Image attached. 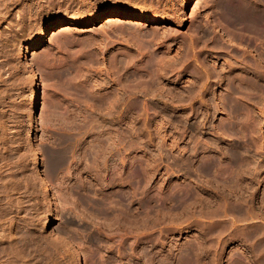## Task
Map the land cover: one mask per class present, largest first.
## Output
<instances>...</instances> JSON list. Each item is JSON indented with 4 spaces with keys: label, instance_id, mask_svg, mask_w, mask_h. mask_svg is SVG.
Here are the masks:
<instances>
[{
    "label": "rangeland",
    "instance_id": "rangeland-1",
    "mask_svg": "<svg viewBox=\"0 0 264 264\" xmlns=\"http://www.w3.org/2000/svg\"><path fill=\"white\" fill-rule=\"evenodd\" d=\"M102 11L157 21L89 22ZM263 13L264 0H0V155L15 157L0 264H264V82L242 81L264 71ZM99 148L107 168L117 154L114 178L86 167Z\"/></svg>",
    "mask_w": 264,
    "mask_h": 264
},
{
    "label": "bare ground",
    "instance_id": "bare-ground-1",
    "mask_svg": "<svg viewBox=\"0 0 264 264\" xmlns=\"http://www.w3.org/2000/svg\"><path fill=\"white\" fill-rule=\"evenodd\" d=\"M3 1V0H2ZM188 1H190V0H188ZM4 6H5V4H4ZM7 8H10V7H7ZM6 10H8V9H6ZM9 13V12H8ZM256 13V12H255ZM239 14V13H238ZM264 14V13H263ZM231 15H233V14H231ZM235 15V14H234ZM256 15V14H255ZM260 15V14H259ZM110 16V17H109ZM241 16V15H240ZM232 18L234 17V16H231ZM237 17H239V15L237 16ZM249 17V16H248ZM261 17V16H260ZM264 17V16H263ZM263 17H261L260 19H257V20H259L258 22H263L264 21V18ZM107 18H112V20L114 21V22H119V21H121V19H128V20H133V21H135V20H144V21H146V22H148V23H154V22H156L157 20L154 18V17H152V16H147V15H144V14H142L141 12H139V11H135V12H133V11H117V12H115V13H113V14H111L109 11H102V12H100V13H98L93 19H91L89 22H91V23H93V22H101V21H104V20H106ZM236 17H234L233 19L234 20H236L235 19ZM240 18V17H239ZM239 18H237V20L239 19ZM234 20H233V22H234ZM80 22V21H79ZM231 22H232V20H231ZM236 22V21H235ZM256 22V21H255ZM78 24H80V23H78ZM233 24V23H232ZM235 24V23H234ZM261 24L263 25V23H260V27H261ZM259 26V24L257 23V27ZM56 28V25L55 24H53V25H50V26H48L46 29H45V31L40 35V37L38 38V39H36L35 41H34V45H36V46H38V45H41L42 44V42H43V40L46 38V37H48L53 31H54V29ZM258 30H259V27H258ZM261 30V29H260ZM262 31L264 32V29H262ZM262 32V33H263ZM259 34H260V32H259ZM263 35V34H262ZM262 37V36H261ZM263 38H264V36H263ZM262 38V39H263ZM8 41V40H7ZM261 43H263V41L261 42ZM264 45V44H263ZM5 48H6V46H5ZM262 54H263V52H262ZM261 54V55H262ZM263 56V55H262ZM26 57V56H25ZM263 58V57H262ZM30 59V58H29ZM187 59V58H186ZM115 62V61H114ZM259 64H260V62H258ZM158 64H160V62H158ZM259 64H256V65H258V67L257 68H255L253 71H254V73L253 74H255L256 76H257V80H252L251 79V77H250V79L249 80H246V81H244V80H242L243 81V83H244V85L246 84L247 86H252V85H255L256 83L257 84H259L258 82L260 81V82H264V78H263V72L264 71H262V68L261 67H259L260 65ZM114 65V64H113ZM161 66H162V64H160ZM27 66V65H26ZM111 66V65H110ZM187 67V66H186ZM186 67L184 68V69H186ZM110 68V67H109ZM114 68V67H113ZM116 68V67H115ZM235 68V67H234ZM117 69V68H116ZM156 69V68H155ZM160 69V68H159ZM162 69V68H161ZM166 69V68H165ZM157 70V69H156ZM168 70V69H167ZM193 71H194V69H192ZM242 70V69H241ZM251 70H252V68H251ZM113 71H114V69H113ZM118 71V70H117ZM151 71V70H150ZM154 71V70H153ZM191 71V70H190ZM250 70H248V72H249ZM152 72V71H151ZM172 72V71H171ZM195 72V71H194ZM209 72H211V71H209ZM244 72H245V70H244ZM196 73V72H195ZM198 73V72H197ZM200 73V72H199ZM199 73L197 74V75H199ZM208 73V72H207ZM246 73V72H245ZM250 73V72H249ZM151 74H153V72L151 73ZM150 74V75H151ZM156 75H158V74H155V76ZM248 75V74H247ZM250 75V74H249ZM33 76H35V74L33 75ZM199 76H201V75H199ZM199 76H197V77H199ZM207 76V75H206ZM205 76V77H206ZM253 76V75H252ZM255 76V77H256ZM154 77V76H153ZM203 77V76H202ZM232 77H233V75H232ZM236 77V76H235ZM249 77V76H248ZM247 77V78H248ZM147 78V77H146ZM157 78V77H156ZM155 77L153 78V79H156ZM234 78V77H233ZM237 78V77H236ZM235 78V79H236ZM246 78V77H245ZM244 78V79H245ZM196 79V78H195ZM208 79V78H207ZM238 79V78H237ZM114 80V79H113ZM232 80V79H231ZM156 81H157V79H156ZM155 80H154V82H156ZM227 81V80H226ZM234 83H235V80L233 81ZM239 82V81H238ZM152 83H153V81H152ZM158 83V82H157ZM234 83H231V87H232V85L234 84ZM241 83V82H240ZM230 84V83H229ZM237 84V86H238V83H236ZM236 84H235V86H236ZM256 84V85H257ZM262 84V83H261ZM241 85V84H240ZM245 85V86H246ZM263 85V84H262ZM257 87H258V85H257ZM262 87V86H261ZM110 93V92H109ZM113 93V92H112ZM83 94V93H82ZM104 94V93H103ZM115 94V93H114ZM106 96H108V93H107V95ZM111 96V95H110ZM114 96V95H113ZM117 96V95H116ZM102 97V96H101ZM104 97V96H103ZM39 97H38V87L34 90V93H33V101H32V106H31V110H32V113L33 114H36V112L38 111V109H39V106H40V104H39V99H38ZM117 98V97H116ZM120 98V97H119ZM118 98V99H119ZM100 99V98H99ZM107 99H108V97H107ZM112 99H114L115 101L117 100V99H115V98H112ZM103 100V99H102ZM104 101V100H103ZM107 102V101H106ZM108 103V102H107ZM118 103V102H117ZM116 103V104H117ZM97 104V103H96ZM101 105V104H100ZM104 105H105V103H104ZM112 105V104H111ZM114 105V104H113ZM119 105V104H118ZM110 106V105H109ZM114 107H116L115 105H114ZM104 109V108H103ZM114 109V108H113ZM99 110V109H98ZM111 110V109H110ZM104 111V110H103ZM112 111V110H111ZM116 111V110H115ZM114 111V112H115ZM101 112V111H100ZM103 113V112H102ZM117 113V112H116ZM115 113V114H116ZM1 114V113H0ZM110 114V113H109ZM112 116V115H111ZM1 119V118H0ZM5 119V118H4ZM2 121V120H1ZM5 122V121H4ZM1 125H3V124H1ZM7 125H8V123H7ZM110 125V124H109ZM6 127V126H5ZM101 127V126H100ZM113 127V126H112ZM115 128V127H114ZM2 129V128H1ZM4 129V128H3ZM3 129H2V132H3ZM113 129V128H112ZM116 129V128H115ZM5 130V129H4ZM116 131V130H115ZM5 132V131H4ZM106 133V132H105ZM99 134V133H98ZM113 134V133H112ZM112 136V135H111ZM110 136V137H111ZM116 136V135H115ZM7 138V137H6ZM113 138V137H112ZM1 139H2V137H1ZM4 139V138H3ZM101 139V138H100ZM107 139V138H106ZM72 140V139H71ZM114 140V139H113ZM5 141V140H4ZM7 141V140H6ZM67 141V140H66ZM90 141V140H89ZM98 141V140H97ZM108 141H109V139H108ZM114 142V144H115V141H113ZM79 143V142H78ZM92 143V142H91ZM97 143V142H96ZM104 141H102V139H101V141H100V143H99V145H100V147H102L103 149H101V148H99V150L98 151H100V152H95L96 154L94 155V156H92L93 157V162L91 163V165L89 164V166H86V167H88L89 169H93V171L95 172V175H96V177L97 176H101L103 179H107V178H114V176L117 174V171H118V169H119V158H118V156H117V154L114 152V154H113V157H112V163L110 162V168H107L106 167V165H105V160L103 159V157H102V155H104V154H102L101 155V150L102 151H106L105 149V147H104ZM111 143V142H110ZM9 144V143H8ZM114 144H110V145H114ZM74 145V144H73ZM85 145V144H84ZM91 145V144H90ZM68 146V145H67ZM72 146V145H71ZM106 146V145H105ZM115 146V145H114ZM114 146H112V147H114ZM1 147V146H0ZM70 147V146H69ZM92 147H93V145H92ZM110 147V146H109ZM11 148V147H10ZM64 148V147H63ZM68 148V147H67ZM105 148V149H104ZM111 148V147H110ZM117 148V147H116ZM116 148H115V150H116ZM6 149V148H5ZM61 149V148H60ZM71 149V148H70ZM91 149V148H90ZM101 149V150H100ZM84 150H85V148H84ZM112 150H113V148H112ZM8 151V150H7ZM7 151H6V153H7ZM18 151V150H17ZM59 152H60V150H58ZM66 151V150H65ZM68 151V150H67ZM55 152V151H54ZM58 152V153H59ZM62 152V151H61ZM80 152V151H79ZM109 152H110V150H109ZM113 152V151H112ZM111 152V153H112ZM117 152V151H116ZM36 153V152H35ZM108 153V152H107ZM13 154V153H12ZM21 154V153H20ZM24 154V153H23ZM30 154V153H29ZM34 154V153H33ZM57 154V153H56ZM55 154V155H56ZM67 154V153H66ZM14 155V154H13ZM13 155H11V153L9 154V153H7V154H1L0 155V171L1 170H5V167H7L8 166V164H7V162L8 161H12L13 160ZM27 155V154H26ZM26 155H25V157H26ZM64 155V154H63ZM81 155V154H80ZM112 155V154H111ZM119 155V154H118ZM58 156H60V155H58ZM90 156V155H89ZM109 156V155H108ZM28 157V156H27ZM56 157H57V155H56ZM65 157V156H64ZM88 157V156H87ZM105 157V156H104ZM110 157V156H109ZM107 158V156H106V160H108V159H110V158ZM6 158H7V160H6ZM15 158V157H14ZM20 158V157H19ZM22 158V157H21ZM36 158V157H35ZM38 158V157H37ZM54 158V157H53ZM59 158V157H58ZM57 158V159H58ZM60 158H61V156H60ZM59 158V159H60ZM85 158V157H84ZM57 159H55V160H57ZM62 159H65V158H62ZM81 159V158H80ZM89 159H90V157H89ZM20 160V159H19ZM26 160V159H25ZM67 160V159H66ZM88 160V159H87ZM104 160V161H103ZM35 161V160H34ZM37 161V160H36ZM35 161V162H36ZM54 161V160H53ZM59 160H57V162H58ZM65 161V160H64ZM89 161V160H88ZM108 161H111V160H108ZM9 162V164H11ZM59 163V165H58V167H59V169L61 168V167H63L64 165V163H61V162H58ZM60 163H61V166H60ZM72 163V162H71ZM80 163V162H79ZM122 163V162H121ZM33 164V163H32ZM54 164H55V162H54ZM85 164V163H84ZM104 164V165H103ZM106 164H107V161H106ZM12 165H13V163H12ZM28 165V164H27ZM55 165H57V164H55ZM122 165V164H121ZM26 166V165H25ZM24 166V167H25ZM32 166V165H31ZM68 166V165H67ZM76 166V165H75ZM105 166V168H107V169H105L103 172H102V167H104ZM9 167V166H8ZM50 167H52V166H50ZM58 167L56 166V168L58 169ZM53 168V167H52ZM74 168V167H73ZM11 169H12V167H11ZM23 169V168H22ZM29 169V168H28ZM86 169V168H85ZM208 171H209V167L208 168H206ZM7 170V169H6ZM120 170V169H119ZM9 171V170H8ZM133 171V170H132ZM2 172V171H1ZM0 172V173H1ZM12 172V171H11ZM64 172H65V170H64ZM84 172V171H83ZM88 172V171H87ZM120 172H121V170H120ZM119 172V173H120ZM18 173V172H17ZM29 173V172H28ZM4 174V173H3ZM26 174V173H25ZM90 174V173H89ZM1 175V174H0ZM78 175V174H77ZM92 175V174H91ZM90 175V176H91ZM94 175V174H93ZM95 175H94V177H95ZM12 176V175H11ZM16 176V175H15ZM19 176V175H18ZM29 176V175H28ZM79 176V175H78ZM109 176V177H108ZM121 176V175H120ZM21 177V176H20ZM25 177H26V175H25ZM119 177V176H118ZM1 179H4V178H2V176L0 177ZM19 178V177H18ZM79 178V177H78ZM100 178V177H99ZM9 179V178H8ZM13 179H14V177H13ZM24 179V178H23ZM30 179V178H29ZM76 179V178H75ZM98 179V178H97ZM109 179V180H110ZM27 180V179H26ZM33 180H35V179H33ZM78 180V179H77ZM100 180H102V179H100ZM11 181V180H10ZM9 181V182H10ZM20 181V180H19ZM85 181V180H84ZM103 181V180H102ZM117 181V180H116ZM2 182V181H1ZM5 182V181H4ZM8 182V181H7ZM24 182V181H23ZM88 182V181H87ZM33 183V182H32ZM80 183V182H79ZM105 183V182H104ZM82 184V183H81ZM113 184V183H112ZM35 185V184H34ZM77 185H78V183H77ZM80 185V184H79ZM15 186H17V185H15ZM89 186V185H88ZM8 187V186H7ZM34 187V186H33ZM0 188H1V186H0ZM10 188V187H9ZM14 188V187H13ZM37 188V187H36ZM17 189V188H16ZM1 190V189H0ZM115 190V189H114ZM1 191H3V189L1 190ZM35 191V190H34ZM17 192V191H16ZM1 193V192H0ZM116 193V192H115ZM1 195V194H0ZM115 195V194H114ZM2 200V199H1ZM0 200V201H1ZM118 201V200H117ZM19 202V201H18ZM115 203V202H114ZM1 204V203H0ZM3 204V203H2ZM20 204V203H19ZM116 204H118V203H116ZM120 205V204H119ZM21 206V205H20ZM111 207H113V206H111ZM22 208V207H21ZM232 209H234V211L236 212H241V207H237V206H235V205H233L232 207H231ZM1 209V208H0ZM106 209V208H105ZM5 210V209H4ZM111 210H112V208H111ZM20 211V210H19ZM1 213V212H0ZM125 213V212H124ZM5 214H6V212H5ZM120 214V213H119ZM121 214H122V212H121ZM130 214V213H129ZM117 215H118V213H117ZM120 216V215H119ZM122 216V215H121ZM127 216V215H126ZM125 217V216H124ZM234 218H232L231 220H233ZM236 219V218H235ZM235 219L233 220V222H235ZM53 221L51 220L50 221V223L49 224H51ZM18 224V223H17ZM233 224V223H232ZM234 225V224H233ZM4 227V226H3ZM2 229V228H1ZM6 230V229H5ZM14 230V229H13ZM6 232V231H5ZM4 232V233H5ZM11 233V232H10ZM9 233V234H10ZM16 233V232H15ZM11 235V234H10ZM8 238V237H7ZM10 239V238H9ZM152 239V238H151ZM1 240V239H0ZM18 240H19V238H18ZM153 240V239H152ZM152 242V241H151ZM1 243V242H0ZM147 243H148V241H147ZM16 244V243H15ZM17 245V244H16ZM150 245V244H149ZM7 246V245H6ZM3 248V247H2ZM14 248V247H13ZM12 248V249H13ZM6 249V248H5ZM8 249V248H7ZM0 252H2V251H0ZM22 252V251H21ZM3 254V253H2ZM74 255H75V258H76V261H77V264H80V257H79V254H78V252H75L74 253ZM1 258V257H0ZM75 261V260H74ZM75 261V262H76ZM85 264V263H84Z\"/></svg>",
    "mask_w": 264,
    "mask_h": 264
}]
</instances>
